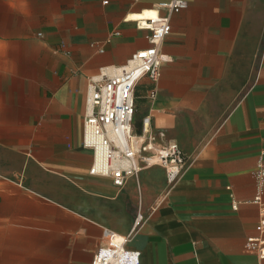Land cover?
Instances as JSON below:
<instances>
[{
  "label": "crops",
  "instance_id": "crops-1",
  "mask_svg": "<svg viewBox=\"0 0 264 264\" xmlns=\"http://www.w3.org/2000/svg\"><path fill=\"white\" fill-rule=\"evenodd\" d=\"M104 1L0 0V264H92L107 230L140 264H264V0H191L156 97L137 86V131L150 116L188 156L174 186L161 165L123 186L90 172V80L151 45L133 16L163 0Z\"/></svg>",
  "mask_w": 264,
  "mask_h": 264
},
{
  "label": "built area",
  "instance_id": "built-area-1",
  "mask_svg": "<svg viewBox=\"0 0 264 264\" xmlns=\"http://www.w3.org/2000/svg\"><path fill=\"white\" fill-rule=\"evenodd\" d=\"M190 1L159 2L156 16L137 20V26L149 32L151 45L134 52L126 64L117 67L114 74L105 75L101 82L91 78L89 111L83 122V146L93 151L92 174L111 177L121 186L128 178L137 177L144 167L153 165L164 167L170 186L183 174L188 156L178 142L168 140L164 131L156 134L150 116L143 119L144 126L137 131L136 89L141 80L148 77L152 82L149 96L156 97L162 66L169 60L162 45L172 31V15L188 8ZM255 200L262 211L257 230L264 234V201L260 195ZM233 207L238 208V202L234 201ZM141 220L142 216L138 215L135 229ZM129 239L130 236L107 230V242L94 251L92 264H140L141 252L128 248ZM248 248L264 257V237H249Z\"/></svg>",
  "mask_w": 264,
  "mask_h": 264
},
{
  "label": "bare ground",
  "instance_id": "bare-ground-1",
  "mask_svg": "<svg viewBox=\"0 0 264 264\" xmlns=\"http://www.w3.org/2000/svg\"><path fill=\"white\" fill-rule=\"evenodd\" d=\"M156 14H157V12L154 10H145L143 13H139V14H135L134 16H133V18L135 17V18H140V19H142V18H147V17H151V16H156Z\"/></svg>",
  "mask_w": 264,
  "mask_h": 264
},
{
  "label": "trees",
  "instance_id": "trees-1",
  "mask_svg": "<svg viewBox=\"0 0 264 264\" xmlns=\"http://www.w3.org/2000/svg\"><path fill=\"white\" fill-rule=\"evenodd\" d=\"M136 99H137V89H136Z\"/></svg>",
  "mask_w": 264,
  "mask_h": 264
}]
</instances>
